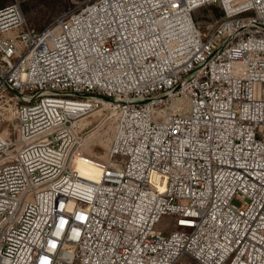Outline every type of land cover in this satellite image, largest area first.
I'll return each instance as SVG.
<instances>
[{"label":"built area","instance_id":"obj_1","mask_svg":"<svg viewBox=\"0 0 264 264\" xmlns=\"http://www.w3.org/2000/svg\"><path fill=\"white\" fill-rule=\"evenodd\" d=\"M0 93V264H264V0H91L40 30L9 3ZM94 112L98 179L72 166Z\"/></svg>","mask_w":264,"mask_h":264},{"label":"rangeland","instance_id":"obj_2","mask_svg":"<svg viewBox=\"0 0 264 264\" xmlns=\"http://www.w3.org/2000/svg\"><path fill=\"white\" fill-rule=\"evenodd\" d=\"M91 0H0V7L16 2L21 6L28 26L40 30L59 15L77 8ZM217 4H209L195 11V20L202 28L211 25L219 18ZM8 95L0 93V132L15 135L13 113L6 99ZM101 112L82 115L77 119L76 130L79 133L76 144L74 166L83 174H99L113 137V126L101 118ZM173 222L170 215H164L160 226L166 231ZM193 263V262H192Z\"/></svg>","mask_w":264,"mask_h":264},{"label":"bare ground","instance_id":"obj_3","mask_svg":"<svg viewBox=\"0 0 264 264\" xmlns=\"http://www.w3.org/2000/svg\"><path fill=\"white\" fill-rule=\"evenodd\" d=\"M72 166L73 168L77 169L75 166H74V163L72 162ZM78 170V169H77ZM79 171V170H78ZM80 172V171H79ZM80 174L83 176V177H86V178H90V179H98L99 178V174H89V175H83L81 172Z\"/></svg>","mask_w":264,"mask_h":264},{"label":"trees","instance_id":"obj_4","mask_svg":"<svg viewBox=\"0 0 264 264\" xmlns=\"http://www.w3.org/2000/svg\"><path fill=\"white\" fill-rule=\"evenodd\" d=\"M219 17L222 15V10L220 8V10L218 11Z\"/></svg>","mask_w":264,"mask_h":264},{"label":"water","instance_id":"obj_5","mask_svg":"<svg viewBox=\"0 0 264 264\" xmlns=\"http://www.w3.org/2000/svg\"><path fill=\"white\" fill-rule=\"evenodd\" d=\"M14 92H17L16 90Z\"/></svg>","mask_w":264,"mask_h":264}]
</instances>
